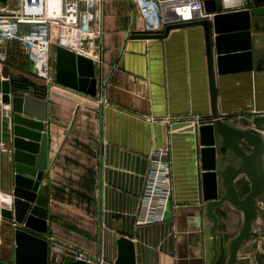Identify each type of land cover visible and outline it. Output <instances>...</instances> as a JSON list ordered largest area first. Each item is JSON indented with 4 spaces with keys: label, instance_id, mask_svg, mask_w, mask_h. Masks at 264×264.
<instances>
[{
    "label": "crops",
    "instance_id": "crops-1",
    "mask_svg": "<svg viewBox=\"0 0 264 264\" xmlns=\"http://www.w3.org/2000/svg\"><path fill=\"white\" fill-rule=\"evenodd\" d=\"M20 8V0H0V13ZM93 26L95 34L84 39L88 43L79 54L95 64L96 95L56 82L46 87L43 133L48 164L39 191L46 202V232L40 237L49 246L72 250L77 258L97 264H210L212 221L201 200L194 134L171 129L182 123L179 120L191 119V125L195 118L199 125L211 122L203 28L180 27L165 38H153L165 29L147 32L136 0H102ZM214 36L211 27L217 112L233 127L252 129L254 117L264 114V18L251 32L250 70L240 69L241 62L217 74ZM6 56L0 68L20 69L21 75L36 81L27 74L29 66L16 44L6 46ZM100 97L104 106L99 105ZM12 127L11 106L0 102V198H12L11 207L1 201L0 205L13 211ZM259 134L264 142V131ZM158 151L171 161L164 220L137 224L150 158ZM228 164H233L230 152L227 157L218 153L217 170ZM262 166L264 171V151ZM238 182L245 194L247 180ZM256 204L257 216L235 264H264V192ZM214 212L217 264H226L228 245L240 233L243 213L229 203ZM201 213L202 231L194 224ZM9 225L0 217V259L12 263L15 244Z\"/></svg>",
    "mask_w": 264,
    "mask_h": 264
},
{
    "label": "water",
    "instance_id": "water-1",
    "mask_svg": "<svg viewBox=\"0 0 264 264\" xmlns=\"http://www.w3.org/2000/svg\"><path fill=\"white\" fill-rule=\"evenodd\" d=\"M208 17L183 23L169 24L164 33L153 38H165L170 30L180 27L201 26L204 31L207 72L210 92L211 122L191 125L175 123L171 129L194 134L199 156L201 200L205 216L212 221L210 235L213 257L217 264L219 251L215 233L218 219L215 209L229 203L243 213L240 233L228 245L226 264H235L237 251L248 236L257 216V198L264 192L262 155L264 142V114L254 117L252 129H240L224 122L217 112L214 88V58L211 46V27L215 45V68L221 75L228 67L250 70L251 32L264 18V0H203ZM148 38L149 36H143ZM240 39V41H239ZM55 82L89 96L97 93L95 64L90 58L57 45L52 54ZM34 60L30 61L28 75L33 76ZM46 86L25 76L7 74L0 79V102L10 105L12 111L14 187L13 211L0 205V217L13 229L15 244L12 263L0 259V264H97L77 258L76 252L51 244L41 238L46 232L45 198L39 194L40 182L48 164L47 135L43 133L46 118ZM25 115V116H22ZM232 156L233 164L217 170V154ZM244 177L249 189L242 194L239 178ZM203 207H201V211ZM203 213L194 221L203 230Z\"/></svg>",
    "mask_w": 264,
    "mask_h": 264
},
{
    "label": "built area",
    "instance_id": "built-area-1",
    "mask_svg": "<svg viewBox=\"0 0 264 264\" xmlns=\"http://www.w3.org/2000/svg\"><path fill=\"white\" fill-rule=\"evenodd\" d=\"M101 1L57 0V7L52 8L49 0H20L21 8L18 12L0 13V62L7 59L6 46L16 44L28 66L34 60V80L46 87L51 86L55 82L52 63L54 47L60 45L76 52L74 45L81 42V35H94V12ZM136 3L149 33L161 32L169 24L209 16L204 11L203 0H136ZM52 30L55 34H52ZM98 102L100 106L106 103L101 97ZM179 121L192 122L191 119ZM194 121L195 125H199L198 118ZM150 162L146 195L140 207L137 224L163 221L164 207L171 194V161L167 154L164 151L154 152ZM5 204L11 207L12 198L9 197Z\"/></svg>",
    "mask_w": 264,
    "mask_h": 264
},
{
    "label": "rangeland",
    "instance_id": "rangeland-1",
    "mask_svg": "<svg viewBox=\"0 0 264 264\" xmlns=\"http://www.w3.org/2000/svg\"><path fill=\"white\" fill-rule=\"evenodd\" d=\"M84 39H86V40H88V39H90L88 36H84V35H81L80 36V43H79V47H76L77 49L75 50L76 52H81V51H84V49H85V46H86V44L88 43V42H85L84 43ZM71 48H73V46H71ZM73 50H74V48H73ZM7 63V59L4 61V62H0V66L1 65H5ZM9 70V71H8ZM7 70V74H9V72H14V74L16 75V76H20L21 75V70L20 69H14V70H10V69H8ZM23 76V75H22ZM226 259H227V256L225 255L224 256V261H226Z\"/></svg>",
    "mask_w": 264,
    "mask_h": 264
},
{
    "label": "bare ground",
    "instance_id": "bare-ground-1",
    "mask_svg": "<svg viewBox=\"0 0 264 264\" xmlns=\"http://www.w3.org/2000/svg\"><path fill=\"white\" fill-rule=\"evenodd\" d=\"M50 1V6L51 7H54V6H56L57 7V5H58V3L56 2L57 0H49ZM75 47H79L80 45L79 44H77V45H74ZM6 76H7V70L4 68V67H1L0 68V77L2 78V79H5L6 78ZM9 200V198H0V201L1 202H7ZM4 205V204H3Z\"/></svg>",
    "mask_w": 264,
    "mask_h": 264
}]
</instances>
